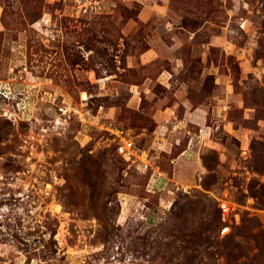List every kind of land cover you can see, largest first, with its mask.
<instances>
[{
	"label": "rangeland",
	"instance_id": "obj_1",
	"mask_svg": "<svg viewBox=\"0 0 264 264\" xmlns=\"http://www.w3.org/2000/svg\"><path fill=\"white\" fill-rule=\"evenodd\" d=\"M0 264H264V0H0Z\"/></svg>",
	"mask_w": 264,
	"mask_h": 264
},
{
	"label": "built area",
	"instance_id": "obj_2",
	"mask_svg": "<svg viewBox=\"0 0 264 264\" xmlns=\"http://www.w3.org/2000/svg\"><path fill=\"white\" fill-rule=\"evenodd\" d=\"M117 135L118 140L116 144V150L123 158L131 163H138L144 169L149 166V160L147 157L143 158L144 151L136 144L135 140L124 133L121 129L113 131ZM153 173L151 174V176Z\"/></svg>",
	"mask_w": 264,
	"mask_h": 264
},
{
	"label": "crops",
	"instance_id": "obj_3",
	"mask_svg": "<svg viewBox=\"0 0 264 264\" xmlns=\"http://www.w3.org/2000/svg\"><path fill=\"white\" fill-rule=\"evenodd\" d=\"M148 52V51H146ZM134 94L131 95V99L133 98ZM199 108H193L190 113L191 116L195 115L197 116L199 114ZM154 120L156 121L157 125L156 128L153 130V134L155 135L154 138H152L153 146H157L159 144H162L163 141L165 142V138L161 136L162 134H167L169 131L168 129V123L172 120L171 119V108L169 106L165 108H154L153 114H152ZM165 129H168L166 132ZM161 134V135H160ZM185 149L184 151H186ZM144 151V150H143ZM144 157L148 156L146 155L144 151ZM182 154H178L177 156L173 157V160H177ZM148 159V158H147ZM157 168V166H156Z\"/></svg>",
	"mask_w": 264,
	"mask_h": 264
},
{
	"label": "bare ground",
	"instance_id": "obj_4",
	"mask_svg": "<svg viewBox=\"0 0 264 264\" xmlns=\"http://www.w3.org/2000/svg\"><path fill=\"white\" fill-rule=\"evenodd\" d=\"M223 206H226V203H223Z\"/></svg>",
	"mask_w": 264,
	"mask_h": 264
},
{
	"label": "water",
	"instance_id": "obj_5",
	"mask_svg": "<svg viewBox=\"0 0 264 264\" xmlns=\"http://www.w3.org/2000/svg\"><path fill=\"white\" fill-rule=\"evenodd\" d=\"M225 231H226V228H225Z\"/></svg>",
	"mask_w": 264,
	"mask_h": 264
}]
</instances>
